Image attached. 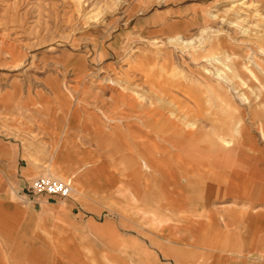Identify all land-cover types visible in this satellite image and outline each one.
Instances as JSON below:
<instances>
[{
    "label": "rangeland",
    "instance_id": "obj_1",
    "mask_svg": "<svg viewBox=\"0 0 264 264\" xmlns=\"http://www.w3.org/2000/svg\"><path fill=\"white\" fill-rule=\"evenodd\" d=\"M263 9L264 0H0V62L6 65L4 68H10L20 64L18 55H22L18 79L22 97L4 100L8 108L0 111V264H18L16 258L22 257V226L26 222L32 224L23 228L29 239H38L61 255L70 251L71 256L64 255L60 263L90 264L88 259H74L73 253L81 256L114 250L110 235L101 239L83 230V226L91 224L101 226L105 220L115 224L114 214L87 210L81 195L71 194L65 199L35 195L41 199L40 203L29 202L27 196L19 195L22 159L27 164L24 172L29 180L51 175L73 185L81 194L98 190L94 189L97 177L104 173H115L123 179L117 181L123 187L99 191L124 193L113 200L114 206L120 209L117 213L125 222L123 229L133 225L139 232V237L132 235L123 240L127 246L131 245L130 238H139L145 244L147 233L169 235L177 229L169 227L175 216L165 196L158 201L160 211L144 210L147 204L142 192L152 182V175L149 177L147 172L155 173L154 180L169 178L173 172L175 182L180 179L189 183L194 177L189 174L196 167L207 177L211 172L230 173L227 176L230 179L243 172L241 167H250L255 173L260 168L264 171V138L259 128L260 123L264 126V94L255 96L264 92ZM237 11L240 17L235 18ZM15 73L1 69L0 87ZM148 76L160 78L161 84L169 83V90L184 100L187 109L181 114L188 117L195 115L194 99L176 92L178 84L190 92L187 87L195 86L191 81L227 78L236 91L254 93L244 100L245 105L235 98L242 112L238 115L236 111L229 117L233 121L243 120V153L256 158H251L248 164L243 154L236 156L240 159L226 163L188 156L190 159L169 163L163 172L152 167L150 170L142 166L140 154L148 139L137 135L134 140L138 145H125L127 156L112 154L95 130L110 132L119 126L131 136L124 125L126 117L121 118L125 104L115 106L111 98L114 91L122 90L148 94L151 88ZM110 80L125 89L112 85ZM119 120L122 122L118 123ZM82 123L85 126L80 127ZM60 130L74 132V142L80 147L73 149L77 155L73 158L74 161L81 158L85 171L71 172L68 176L56 171L44 139L51 131ZM172 151L176 153L178 149ZM132 154L133 157L129 156ZM132 166L139 172L140 192L135 199L129 194L134 190L127 184L131 181L124 179ZM131 207L135 210H130ZM55 214H59L58 220ZM190 215L188 219L192 218ZM8 243L19 245L20 250L10 252ZM33 253L42 254L32 249L29 255L35 256ZM146 262L141 259L135 264Z\"/></svg>",
    "mask_w": 264,
    "mask_h": 264
},
{
    "label": "crops",
    "instance_id": "obj_2",
    "mask_svg": "<svg viewBox=\"0 0 264 264\" xmlns=\"http://www.w3.org/2000/svg\"><path fill=\"white\" fill-rule=\"evenodd\" d=\"M18 64L4 68L6 65L0 62V70L3 69L5 73L16 72L7 84L4 82V87H0L1 113L8 108L5 102L3 103L4 100L22 97L21 83L18 80L22 70L21 54L18 55ZM148 77L150 81L148 83L151 85L149 95L138 90H130V92L122 90L114 91L111 98L115 106L125 104L126 107L123 108L126 114L123 113L121 118L126 117L124 125L130 130L131 136L120 130L122 128L119 126L113 127L110 132L95 130L96 135L107 143L106 147L112 151V154L114 152L120 158L127 156L124 152L125 145L132 143L138 145L134 140V136L137 135L148 139L143 143V149L140 152L143 156L142 166L152 167L156 171L163 172L169 163L181 162L180 160L185 158L209 157L226 163V161H235L239 158L236 156L243 154V159L248 160L244 162L248 164L251 158H256L243 153L242 142L245 141L243 120L238 118L233 121L234 119L229 117V115L234 116L236 111L238 115L242 112L234 102L235 98L239 104L245 105L244 100L251 98L250 95L254 93L236 91L235 86L232 85V87L227 78L226 81L213 77L211 78L216 81L212 79L210 81L209 78L204 81L202 78L198 79L200 81H191L195 83V86L187 87L190 92L178 84L176 92L189 94L194 99L195 115L188 117L181 114L182 110L187 109L184 100L177 98L175 92L169 90L171 87L169 83L161 84L160 78ZM109 82L125 89L117 81ZM242 82L246 81L242 80ZM171 85L175 84L171 82ZM263 94L264 92H261L255 96L260 97ZM129 115L133 117L129 118ZM138 115L140 116L137 118ZM119 121L118 123L122 122ZM81 126L85 124L82 123ZM259 128L264 138L263 124L260 123ZM9 133L14 134V132ZM21 137L24 138L25 135ZM74 139V132L67 130L51 131L44 139L56 171L65 176L71 172L86 170L82 167L81 158L74 161L73 157L77 155L73 149L80 147L75 144ZM172 149H178V152L175 153ZM129 156L133 157V154ZM26 166V162L22 159V176L19 178L22 186L17 188V193L27 196L29 202L40 203L41 199L28 190L31 180L28 179L26 171L24 172ZM241 168L243 172L230 179L227 177L230 173L220 175L211 172V176L207 177L196 167L195 172L189 174L194 176L189 183L180 179L175 182L173 172L169 173V178L166 176L163 180H154L155 173L147 172L149 177L152 175L150 178L152 182L148 183L142 192L147 204L144 210L160 211L162 208L158 201L161 196H165L166 199L165 197L164 199L170 206L169 210L175 216L169 227L177 229L171 230L169 235L160 234L159 236L155 233H147L145 244L139 238H130L129 246L123 240L132 235L139 237V232L135 231L137 227L133 225H130L129 229L127 226L123 229L125 222L122 215L117 213L120 209L114 206L113 202L121 198L124 193L112 194L99 191L123 187V183H117L118 180L123 181V179H119L115 173H104L97 177L99 181L95 183L94 189L98 190L86 191L82 194L68 183L72 190L71 194L81 195L87 210L94 214L106 211L117 217L115 224L105 220L101 226L82 225L83 230L92 233L95 237L103 239L106 235H110L114 244L113 251H99L81 256H74V252L73 258L83 261L88 259L90 264H109L108 261L111 264H135L141 259L146 260V264H264V171L260 168L258 173H255L250 171V167ZM84 176L85 174L82 178ZM124 179L131 181V184L129 182L127 184L131 186V190L132 188L134 190L129 194L135 199L140 192L138 168L132 166V170ZM236 206L238 210L235 209ZM130 210L135 209L131 207ZM188 213L192 214L190 215L192 218L188 219ZM176 214L179 216L177 219ZM58 217L59 214H55L56 220ZM31 225L30 222H26L22 226V257L16 258L18 264H64L60 262L65 256H71L70 251L61 255L58 250L45 247L38 239H29L23 228L31 227ZM116 241L121 244L118 245ZM8 245L10 252L20 250V246L15 243H8ZM32 249L38 253L41 251L42 254L33 253L35 256H30Z\"/></svg>",
    "mask_w": 264,
    "mask_h": 264
},
{
    "label": "built area",
    "instance_id": "obj_3",
    "mask_svg": "<svg viewBox=\"0 0 264 264\" xmlns=\"http://www.w3.org/2000/svg\"><path fill=\"white\" fill-rule=\"evenodd\" d=\"M34 195H49L59 198H69L71 187L68 183L51 175H40L34 178L28 189Z\"/></svg>",
    "mask_w": 264,
    "mask_h": 264
},
{
    "label": "bare ground",
    "instance_id": "obj_4",
    "mask_svg": "<svg viewBox=\"0 0 264 264\" xmlns=\"http://www.w3.org/2000/svg\"><path fill=\"white\" fill-rule=\"evenodd\" d=\"M244 3V1L243 2H239L238 4H243ZM250 4V3H249ZM264 10V9H263ZM235 11V10H234ZM256 12V11H255ZM238 13H239V11H237L236 12V15H235V18H238V17H240L239 15H238ZM241 13V12H240ZM244 13V12H243ZM214 15V14H213ZM257 15V14H256ZM242 18V17H241ZM244 18V17H243ZM246 21V20H245ZM237 23H239V22H237ZM213 24V23H212ZM249 24H250V22H249ZM236 25H238V24H236ZM250 28H251V26H249ZM248 27V28H249ZM263 27V26H262ZM204 31V30H203ZM199 37V36H198ZM204 39V38H203ZM189 41V40H188Z\"/></svg>",
    "mask_w": 264,
    "mask_h": 264
}]
</instances>
